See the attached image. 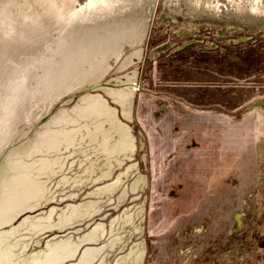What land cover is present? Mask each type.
<instances>
[{
    "label": "bare ground",
    "instance_id": "1",
    "mask_svg": "<svg viewBox=\"0 0 264 264\" xmlns=\"http://www.w3.org/2000/svg\"><path fill=\"white\" fill-rule=\"evenodd\" d=\"M173 1L177 3L178 12H183L185 7L187 16L193 19L232 21L239 27L264 26V0ZM155 6V0H0V150L21 124L31 127L32 122L46 116L48 106L70 93L72 88L90 80L97 85L112 69V64L123 59L125 49L132 52L124 59L120 72L142 62V47ZM161 20L173 22L166 14L161 15ZM172 47L170 44L159 48L155 54L161 56ZM137 76L138 73L133 72L100 88L123 110L128 123L133 121L136 93L133 85ZM121 86L126 88L118 89ZM80 102L81 106H76L71 114L61 112L46 125L47 130L10 154L0 167V264L143 262V243L139 242L143 226L142 218L138 223L140 215L137 213L127 216L124 222L128 224L137 219L133 226L137 242L129 254L116 261L110 257L111 252H117L114 245L120 236L106 247L108 252L101 259L103 249L94 245H100L105 239L95 231L74 242L51 240L46 252L33 253L22 260L14 253L17 246L7 244L6 238L15 237L22 229L37 235L55 228L64 232L67 228L62 217L54 224L51 220L44 222L27 216L17 225L23 214L39 208L46 190L42 180L56 178L68 167L69 156L57 155L53 159L46 156L58 154L61 149L79 147L85 155L83 162L92 163L84 179L73 181L74 188L79 189L88 181L96 184L113 180V161L134 152L131 128L120 122L116 109L110 107L106 99L90 95ZM88 146L93 149L87 150ZM62 183L65 186L70 182L63 177ZM119 184L120 181L106 190L100 189L96 195L112 194ZM93 205L87 209H93ZM122 243L119 250L127 252V244Z\"/></svg>",
    "mask_w": 264,
    "mask_h": 264
},
{
    "label": "flooded vegetation",
    "instance_id": "2",
    "mask_svg": "<svg viewBox=\"0 0 264 264\" xmlns=\"http://www.w3.org/2000/svg\"><path fill=\"white\" fill-rule=\"evenodd\" d=\"M158 20L179 31L171 42L154 49L155 64L173 50L178 54L191 49L220 54L227 61L234 55L242 63L235 53L253 49L247 46L252 40L238 25L228 31L210 25L208 30L214 28L216 33L210 37L203 34L201 24L189 33L177 20L162 21L161 15ZM206 39L212 40L208 44ZM261 40L256 48L264 44ZM170 44L169 52L155 54ZM159 95L154 112L148 106L149 112L143 113V103L135 110L152 166L140 238L142 264H264V127L234 126L214 115H200L198 102L193 106L180 95ZM249 96L264 113L259 90L253 88ZM250 102L243 98L237 110L212 106L235 115L244 113Z\"/></svg>",
    "mask_w": 264,
    "mask_h": 264
},
{
    "label": "rangeland",
    "instance_id": "3",
    "mask_svg": "<svg viewBox=\"0 0 264 264\" xmlns=\"http://www.w3.org/2000/svg\"><path fill=\"white\" fill-rule=\"evenodd\" d=\"M84 3L85 1L82 2V4ZM171 3L173 4L171 5ZM155 4L152 23L149 26L142 47V62L126 72H120L119 69L124 59L132 52L129 48L125 49L123 59L117 64H112V69L97 85L91 84L90 80L72 88L70 93L58 99L53 105L48 106L46 116L32 122L31 127H28L26 123L21 124L11 134L5 147L0 150V167H2L10 154L18 152L20 148L28 145L40 133L47 130L48 126L46 125L58 118L61 112L68 111L71 114L76 106H81L80 100L90 95H99L106 99L109 106L116 109L120 122L129 125L133 136L132 148L134 152L128 157L120 156L113 161L112 166L115 175L110 182L101 180L99 183L93 184L88 181L79 189L74 188L73 181L84 179V173L92 166L89 161L83 162L85 155L79 147H72L69 150L61 149L58 154L54 153L46 156L49 159H53L57 155L59 157L64 156V158L69 156L68 167H65L66 169L64 168L56 178L42 180L46 183V190L39 208L34 212L23 214L17 221V225L27 216L36 217L44 222L51 220L54 224H57L59 218L62 217L66 221L67 228L64 232L57 231V228H55V230H48L49 232L46 231L37 235H32L27 230L22 229L15 237L6 238L8 245L17 246V250L14 252L18 256L16 258L22 260L33 253L46 252L47 244L51 240L65 239L74 242L94 231L105 239L102 240L103 242L101 241L100 245H94L99 250L103 249L100 254L101 259L108 252L106 247L112 241H115L117 235L120 236L118 241H115L116 245H114L117 252H111L112 256L110 258L113 257L116 261L120 256L130 253L131 247L138 239L135 238L133 228L137 224V219L127 222L128 224L124 222H126L127 216L137 213L140 215L138 223L142 218L143 225V214H145L147 200L149 199L147 179L152 172V166L149 163L148 143L136 121L135 110L140 104H144L143 110L146 112L143 113L149 112V107L154 112V108L157 109L158 107L157 101H160L158 100L159 94L171 93L186 98L188 105L195 106V103L198 102L200 108H198L199 110L196 109V112L198 111L200 115H214L217 119L233 123L234 126L247 125L245 129L250 125L264 127V113L259 107L260 104L249 96L253 93V88H256L261 93V99H264V44L256 48V43L260 44L261 39L264 38V36L261 37L264 26L256 28L243 26L245 37L249 41L252 40L247 46L253 49H245L235 53V55L241 57L242 63H239V59H236L234 55L229 57L227 61L225 57L221 58L220 54L206 55L196 49H191L178 54H175L173 50L163 58L164 61L155 64L157 57L152 54L154 49L157 46L171 42L174 37H177L178 30L168 24L165 25L164 22H160L158 20L159 15L166 14L173 20H177V23H180L181 26L184 25V30L189 33L196 31L198 25L201 24L203 34L210 37L216 35L214 28L211 31L208 30L210 25L222 26L223 30L226 31L231 26L237 25L232 21H227L222 25L209 21L197 23L195 19L187 16L185 7L183 12H178L176 10L177 3L173 0H155ZM209 40L206 39V43ZM133 72H137L138 76L136 84L133 85L136 90L133 121L128 123L122 115L123 110L115 106L114 100L108 99L100 88L108 85L112 80L125 77ZM123 88H126V86L118 87V89ZM147 94L151 96H147ZM245 97L250 98L251 102L245 107L244 113L226 115L219 109V107L230 110L240 109L242 99ZM210 105L211 107H206ZM212 105H218L219 107ZM147 117L145 122H147ZM168 121L170 122V120ZM169 125L174 124L169 123ZM114 137L116 138V136ZM261 141H264V139ZM92 149L91 146L87 148V150ZM63 177H67L70 183L64 186V183H62ZM118 181L121 185H117V190L112 194L103 192L100 196L96 195L98 190H106L107 187ZM92 204H94L93 209H87ZM112 233H114L113 236ZM122 242L127 244V252L119 250ZM139 242H142V239ZM99 263L97 262V264Z\"/></svg>",
    "mask_w": 264,
    "mask_h": 264
}]
</instances>
